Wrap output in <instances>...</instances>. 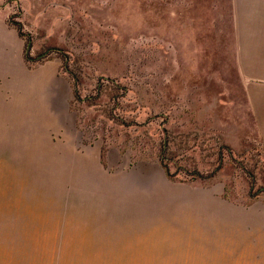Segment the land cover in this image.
<instances>
[{"label":"rangeland","instance_id":"1","mask_svg":"<svg viewBox=\"0 0 264 264\" xmlns=\"http://www.w3.org/2000/svg\"><path fill=\"white\" fill-rule=\"evenodd\" d=\"M234 1L0 0L28 36L29 71L19 130L0 132V187L21 192V209L95 204L172 231L26 222L5 227L4 264H264V147Z\"/></svg>","mask_w":264,"mask_h":264},{"label":"crops","instance_id":"2","mask_svg":"<svg viewBox=\"0 0 264 264\" xmlns=\"http://www.w3.org/2000/svg\"><path fill=\"white\" fill-rule=\"evenodd\" d=\"M233 10L237 19L236 34L239 37L236 66L264 147V0H235ZM23 55L24 43L18 31L9 28L0 19V132L19 130L21 77L27 78L29 73ZM20 194L18 189L0 187V264H4L5 227H11V231H6V234L14 235L16 228L26 222H34L33 225L42 230L55 224L61 235L66 225L70 229L64 233L70 235L110 236L124 233L139 237H160L172 232L166 229L170 226L168 224L149 225L144 219H117L114 214L101 213L110 209H100L95 204H65L60 209L52 208L50 204L29 203V208L21 209ZM57 222L63 224L62 229L56 225Z\"/></svg>","mask_w":264,"mask_h":264},{"label":"trees","instance_id":"3","mask_svg":"<svg viewBox=\"0 0 264 264\" xmlns=\"http://www.w3.org/2000/svg\"><path fill=\"white\" fill-rule=\"evenodd\" d=\"M15 25H16V28H17V31H18L19 35L22 36V37H25V39L28 40V36H27L26 33L22 30V26H21V24L18 23V22H15ZM25 59H26L28 62H33V60H34L33 57L29 56L28 52L25 53ZM75 96L78 97V94L75 93ZM164 167H165V172H166V174L169 175V176H172V175L170 174V171H169V168H168L167 164H164ZM194 174H197V175H199V177H202V178H204V177H208L207 175L205 176V175H203V174H199L198 172H194Z\"/></svg>","mask_w":264,"mask_h":264}]
</instances>
